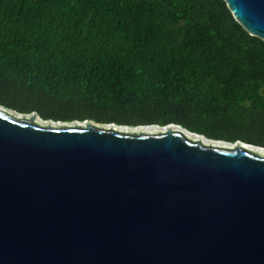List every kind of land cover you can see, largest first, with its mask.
<instances>
[{"label":"water","instance_id":"1","mask_svg":"<svg viewBox=\"0 0 264 264\" xmlns=\"http://www.w3.org/2000/svg\"><path fill=\"white\" fill-rule=\"evenodd\" d=\"M48 121L0 106V264H264V147Z\"/></svg>","mask_w":264,"mask_h":264},{"label":"trees","instance_id":"2","mask_svg":"<svg viewBox=\"0 0 264 264\" xmlns=\"http://www.w3.org/2000/svg\"><path fill=\"white\" fill-rule=\"evenodd\" d=\"M0 106L264 147V39L226 0H0Z\"/></svg>","mask_w":264,"mask_h":264},{"label":"rangeland","instance_id":"3","mask_svg":"<svg viewBox=\"0 0 264 264\" xmlns=\"http://www.w3.org/2000/svg\"><path fill=\"white\" fill-rule=\"evenodd\" d=\"M10 109V108H9ZM14 110V109H13ZM16 111V110H15ZM18 112V111H17ZM20 113V112H19ZM33 114H35L36 115V119L38 120V121H40V122H43V121H47V120H44L43 118H41V116L37 113V112H34V113H31V114H29V115H33ZM51 121L49 120L48 122H46V123H50ZM55 123V122H54ZM53 123V124H54ZM62 123V122H61ZM114 125H116V126H119L120 128H122V129H125V130H128V131H131V130H133V131H137V132H139V131H148V129L147 128H149V127H151V126H153L152 128H154V127H157L158 129H156V131L155 132H157V131H159V130H162V127H164V129H165V127H172V128H178V126H175V124H171V125H168V126H159V125H147V126H124V125H118V124H114ZM180 128V127H179ZM136 129H138V130H136ZM154 132V131H153ZM209 139V138H208ZM212 140H214V139H212ZM206 141H208V140H206ZM216 142H219V141H221V140H215ZM226 142V141H225ZM241 141H238V142H236V143H240ZM221 143H224V142H221ZM242 143V142H241ZM243 143H245V142H243ZM235 144V143H234ZM245 144H247V143H245ZM256 146V145H255ZM257 147H260V146H257ZM250 148H253V149H255V147H250ZM255 150H264V148H256ZM261 153H263L264 154V152H261Z\"/></svg>","mask_w":264,"mask_h":264},{"label":"bare ground","instance_id":"4","mask_svg":"<svg viewBox=\"0 0 264 264\" xmlns=\"http://www.w3.org/2000/svg\"><path fill=\"white\" fill-rule=\"evenodd\" d=\"M153 126H151V127H149V128H147L148 129V131H144V132H155L156 131V129H158L157 127H154V128H152ZM123 130H125V129H123ZM136 130H138V129H136ZM162 130H165V129H162ZM140 132V131H139ZM153 132V133H154ZM189 136H191V137H194V135H190L189 134ZM199 138H202V137H199ZM206 142H208V143H211V144H221V142H213V140H211V141H206ZM249 148L250 147H252V146H248ZM251 149H253V148H251ZM256 149V148H255ZM255 149H253V150H255ZM259 153H261V152H264V150H257ZM263 154V153H262Z\"/></svg>","mask_w":264,"mask_h":264}]
</instances>
